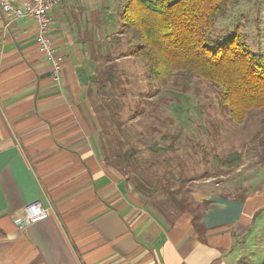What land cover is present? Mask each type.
<instances>
[{"label":"crops","instance_id":"0c3cea01","mask_svg":"<svg viewBox=\"0 0 264 264\" xmlns=\"http://www.w3.org/2000/svg\"><path fill=\"white\" fill-rule=\"evenodd\" d=\"M122 4L61 0L51 12L60 82L34 20L0 10V264H264V173L190 193L182 212L109 164L93 86L119 46L108 15ZM36 200L53 214L24 225Z\"/></svg>","mask_w":264,"mask_h":264},{"label":"rangeland","instance_id":"374dc122","mask_svg":"<svg viewBox=\"0 0 264 264\" xmlns=\"http://www.w3.org/2000/svg\"><path fill=\"white\" fill-rule=\"evenodd\" d=\"M236 28L251 51L264 54V0H231L216 29L229 35ZM118 44L96 76L98 80L104 78V71H112L115 79L107 81L104 90L100 83L93 86L99 97L93 99V106L101 111L110 165L159 186L162 197L174 191L181 201L193 192L207 195L217 183L227 193L246 177L264 173V109L249 111L243 124H235L221 109L219 91L210 82L193 78L186 86L180 76L167 82L151 79L138 57L121 59L127 41ZM155 145L165 150H148ZM132 146L139 149L138 162L121 163ZM233 153L242 156L238 168L215 160ZM190 209L193 214L201 210Z\"/></svg>","mask_w":264,"mask_h":264},{"label":"trees","instance_id":"16d2710c","mask_svg":"<svg viewBox=\"0 0 264 264\" xmlns=\"http://www.w3.org/2000/svg\"><path fill=\"white\" fill-rule=\"evenodd\" d=\"M230 2L123 0L116 13L109 10L110 38H114V44L125 39L128 45L120 57H138L151 79L167 82L180 76L186 86L193 78L210 82L219 91L221 109L229 113L233 123L243 124L249 111L264 109V54L251 51L238 28L229 35L217 31L216 23L227 13ZM104 75L98 79L100 90L105 89L107 81L115 79L112 71H104ZM148 150L165 149L155 145ZM138 153L139 149L132 146L120 162L137 163ZM215 160L233 168L242 164L239 153L228 155L223 161L219 157ZM127 177L147 197L159 191V186L144 178ZM170 192L168 198L174 207L187 210V202L177 200L174 191ZM198 220L196 213L195 225Z\"/></svg>","mask_w":264,"mask_h":264},{"label":"built area","instance_id":"2783aa9c","mask_svg":"<svg viewBox=\"0 0 264 264\" xmlns=\"http://www.w3.org/2000/svg\"><path fill=\"white\" fill-rule=\"evenodd\" d=\"M61 0H28L20 4L13 0H0V10L11 20L30 18L37 27V43L39 51L53 66L52 78L60 82L62 62L55 56V49L51 37L50 14L60 5ZM53 214L51 207L41 201H33L24 207V225L36 224L48 219Z\"/></svg>","mask_w":264,"mask_h":264}]
</instances>
